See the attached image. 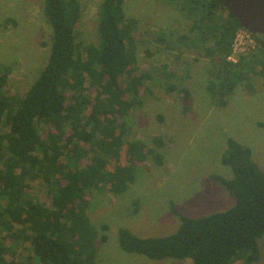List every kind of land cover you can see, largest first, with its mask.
Instances as JSON below:
<instances>
[{
  "label": "trees",
  "instance_id": "trees-1",
  "mask_svg": "<svg viewBox=\"0 0 264 264\" xmlns=\"http://www.w3.org/2000/svg\"><path fill=\"white\" fill-rule=\"evenodd\" d=\"M178 1L189 21L180 42L217 57L219 69L212 75L218 81L210 82L208 92L223 107L240 84L251 88L254 75L264 76V36H253L256 50L233 64L228 58L242 29L237 18L215 0ZM124 2L103 0L97 43L83 46L76 30L79 0H44L52 31L50 53L23 97L5 95L9 69L0 66V264H22L12 255L7 259L11 250L6 240L11 246L29 244V264H97L98 232L87 214V194L107 187L108 193L122 195L136 181L135 162L151 155L161 163L160 154L144 142L126 140L127 116L140 102L130 81L141 85L142 77H132L137 22L126 18ZM123 148L129 165L109 170L108 162L120 160ZM86 157L90 163L83 165ZM221 162L230 167L232 178L212 174L210 179L234 198L233 207L191 218L172 203L181 222L176 233L141 238L120 228V248L155 261L258 263L264 238V171L252 151L232 138ZM37 179L52 186L49 205L28 192L29 181Z\"/></svg>",
  "mask_w": 264,
  "mask_h": 264
},
{
  "label": "rangeland",
  "instance_id": "rangeland-1",
  "mask_svg": "<svg viewBox=\"0 0 264 264\" xmlns=\"http://www.w3.org/2000/svg\"><path fill=\"white\" fill-rule=\"evenodd\" d=\"M79 2L82 10L77 36L83 46L95 44L103 0ZM182 4L178 0L124 2L126 18L137 22L132 35L136 54L132 77H142L141 85L130 81L140 102L127 116L126 140L144 142L147 149L160 154L161 163L151 155L144 162H135L136 181L122 195L108 193L107 187L87 194V214L98 232L97 264H191V260L155 261L126 253L118 243V231L127 228L141 238L176 233L181 222L172 211V203L191 218L233 207L234 198L210 179L212 174L227 179L233 176L230 167L221 162L230 138L248 147L264 171V127L260 126L264 123V76L254 75L253 87L244 82L225 106L218 104L208 92L210 82L218 81L212 75L219 69L218 59L180 42L189 24ZM51 37L44 0H0V66L9 69L6 96L21 98L26 94L48 62ZM122 81L128 82L127 77ZM88 94L94 96V91ZM46 131L42 128V134ZM87 163L88 157L83 165ZM119 165H129L126 148L120 160L112 157L108 162L111 171ZM29 186L33 197L49 205L50 184L37 179L30 180ZM104 225L107 231L102 230ZM102 236L107 237L106 242ZM5 244L11 250L9 261L14 257L29 264L25 260L31 255L28 243L11 246L6 240ZM260 248L262 257L255 264H264V238ZM30 264L38 263L34 260Z\"/></svg>",
  "mask_w": 264,
  "mask_h": 264
},
{
  "label": "water",
  "instance_id": "water-1",
  "mask_svg": "<svg viewBox=\"0 0 264 264\" xmlns=\"http://www.w3.org/2000/svg\"><path fill=\"white\" fill-rule=\"evenodd\" d=\"M253 36H264V0H215Z\"/></svg>",
  "mask_w": 264,
  "mask_h": 264
},
{
  "label": "built area",
  "instance_id": "built-area-1",
  "mask_svg": "<svg viewBox=\"0 0 264 264\" xmlns=\"http://www.w3.org/2000/svg\"><path fill=\"white\" fill-rule=\"evenodd\" d=\"M257 43L253 39V37L244 30H239L235 36L233 43V52L229 57V61L232 63H236L238 61V57L244 54H247L251 51L256 50Z\"/></svg>",
  "mask_w": 264,
  "mask_h": 264
},
{
  "label": "bare ground",
  "instance_id": "bare-ground-1",
  "mask_svg": "<svg viewBox=\"0 0 264 264\" xmlns=\"http://www.w3.org/2000/svg\"><path fill=\"white\" fill-rule=\"evenodd\" d=\"M239 30H244V31H246V30L243 29V28H242V29H239ZM239 30H238V31H239ZM238 31H237V32H238ZM246 32H247V31H246ZM247 33H249V32H247ZM236 34H237V33H236ZM249 34H250V33H249ZM250 35H251V34H250ZM251 36L253 37V35H251ZM234 39H235V38H234ZM253 39L256 41V39H255L254 37H253ZM233 43H234V42H233ZM256 43H257V41H256ZM257 46H258V44H257ZM232 50H233V46H232ZM232 52H233V51H232ZM251 52H252V51H251ZM249 53H250V52H249ZM247 54H248V53H247ZM231 55H232V54H231ZM231 55H230V56H231ZM244 55H246V54H244ZM230 56H229V57H230ZM241 56H243V55H241ZM241 56L238 57V61H239V58H240ZM228 60H229V58H228ZM238 61H237V62H238ZM237 62H236V63H237ZM231 63H232V62H231ZM236 63H233V64H236Z\"/></svg>",
  "mask_w": 264,
  "mask_h": 264
}]
</instances>
